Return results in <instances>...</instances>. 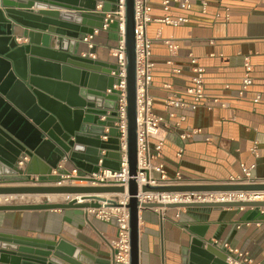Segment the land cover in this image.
<instances>
[{"label":"crops","instance_id":"crops-1","mask_svg":"<svg viewBox=\"0 0 264 264\" xmlns=\"http://www.w3.org/2000/svg\"><path fill=\"white\" fill-rule=\"evenodd\" d=\"M164 1H170L168 10L163 9ZM150 6L153 21L146 35L154 68L148 93L153 112L162 118L163 137L162 151L152 164H161L169 179L178 174L187 185L224 183L241 178L243 169L250 167L255 183H264V0H190L189 8L173 0H151ZM28 10L47 11L33 6ZM167 16L184 21H156ZM94 31L93 49L88 50L79 36L74 53L115 64L110 50L118 45V32ZM245 59L252 85L240 95ZM192 60L203 69L206 99L217 98L223 106L210 103L207 109V103L194 104L184 95L192 85ZM171 96L182 97L186 106L166 107ZM153 175L159 179V173ZM242 217L234 208L139 211L138 264H194L188 253L193 238L224 255L227 245L264 264V220ZM5 235L61 241L74 250L79 264H111L117 236L114 222L98 220L85 209L0 211V236Z\"/></svg>","mask_w":264,"mask_h":264},{"label":"water","instance_id":"water-1","mask_svg":"<svg viewBox=\"0 0 264 264\" xmlns=\"http://www.w3.org/2000/svg\"><path fill=\"white\" fill-rule=\"evenodd\" d=\"M98 2L100 10L95 11ZM117 3L118 0H0L4 8L0 11V196L67 197L66 202L55 204H0V211L97 208L98 196L126 192L129 196V258L130 264H138L140 204L136 198L138 186L132 178L126 190L123 187L24 184L31 176L55 182L59 176L67 174L68 165L88 173L97 172L99 168L119 169L114 127L119 93L114 89L119 84L117 67L74 53L79 36L92 34L94 29L118 32L116 20H105L107 14L117 10ZM32 6L47 11H29ZM123 6L127 161L129 176L133 177L137 170L134 0H123ZM54 10L71 13L60 14ZM102 136L107 140L102 141ZM20 162L24 169L18 165ZM52 171L56 175H51ZM140 192H264V183L143 185ZM140 207L142 212L163 206L149 203ZM191 207L242 208L243 220H264V213L260 214L264 201L165 206ZM215 251L196 238L189 241V260L194 264H227L226 256ZM0 264L79 263L74 258V250L61 241L5 235L0 236Z\"/></svg>","mask_w":264,"mask_h":264},{"label":"built area","instance_id":"built-area-1","mask_svg":"<svg viewBox=\"0 0 264 264\" xmlns=\"http://www.w3.org/2000/svg\"><path fill=\"white\" fill-rule=\"evenodd\" d=\"M174 3H180L185 8L190 7V0H173ZM151 0H134V39H135V123H136V161L137 170L133 177L129 176L127 161V120H126V88H125V49L123 41V0H118L117 10L111 14H107V18L117 21L119 41L117 47L110 50V55L115 60L117 67L116 77L119 79L118 86H114L119 93L117 95V109L115 111L114 127L117 130V146H118V165L117 171L99 168L97 172L88 173L82 171L75 166L67 170V174L61 175L55 182L42 179L40 176H31L29 180H25V185H77V186H98V187H123L127 188L129 180L132 178L137 186L138 193L136 198L139 204H157L163 207H154V210H163L169 204H186V203H210V202H237V201H264V192H163V193H142L140 187L143 185H184L180 182L178 174L174 179L167 178L163 166L161 164L153 165L152 160L159 157L163 147V137L161 136L162 128L160 126L162 118L153 112L152 98L148 93L151 85L154 63L152 61L151 40L146 35L147 25L153 21L151 18ZM170 1L162 3L163 9H169ZM158 22L177 25L183 22V19H171L168 16L163 19L156 20ZM105 27V25H104ZM96 31L81 37L86 44L88 50L94 47L93 39ZM89 55H92L89 53ZM195 66L192 68L193 76L191 78L192 85L185 90L184 95L192 99L194 104L207 103L206 108L211 109V104H220L217 98L211 101L206 99L204 86L205 78L203 69L196 66L195 60L191 61ZM244 75L240 83V92L242 95L252 85V77L250 76L251 66L247 59L243 63ZM113 74V73H112ZM254 101H257L256 99ZM186 106L182 97L171 96L166 99V107L182 108ZM103 119V117H101ZM107 130H105L106 133ZM102 141H106L107 137L102 136ZM23 161H26L24 159ZM101 160L99 161V164ZM24 167L23 162L18 164ZM24 169V168H23ZM252 168L243 169L241 178H231L224 183H250L255 182L251 176ZM153 172L159 173L157 179ZM96 200L97 208H87L86 213L103 222H114L116 226V239L112 243L111 264H130L129 258V214L127 204L129 196L123 194H109L98 196ZM11 196H0V204H10ZM138 206L140 211L141 207ZM238 210L243 211L242 208ZM264 213V209L260 208V214ZM250 222L245 221L248 225ZM255 224L259 225L260 222ZM218 245V244H217ZM227 251V264H259L254 263L246 253L238 249L229 248L223 245Z\"/></svg>","mask_w":264,"mask_h":264},{"label":"rangeland","instance_id":"rangeland-1","mask_svg":"<svg viewBox=\"0 0 264 264\" xmlns=\"http://www.w3.org/2000/svg\"><path fill=\"white\" fill-rule=\"evenodd\" d=\"M49 196H11L10 204H44ZM60 203L67 201L66 196H59Z\"/></svg>","mask_w":264,"mask_h":264},{"label":"bare ground","instance_id":"bare-ground-1","mask_svg":"<svg viewBox=\"0 0 264 264\" xmlns=\"http://www.w3.org/2000/svg\"><path fill=\"white\" fill-rule=\"evenodd\" d=\"M47 201H48V203H53V204L60 203V199H59V197L57 195H55V196H49L47 198Z\"/></svg>","mask_w":264,"mask_h":264}]
</instances>
